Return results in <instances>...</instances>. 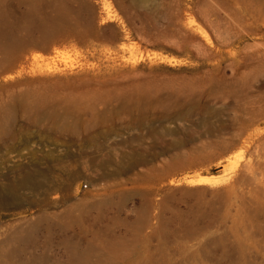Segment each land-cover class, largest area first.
Returning a JSON list of instances; mask_svg holds the SVG:
<instances>
[{
    "label": "rangeland",
    "instance_id": "1",
    "mask_svg": "<svg viewBox=\"0 0 264 264\" xmlns=\"http://www.w3.org/2000/svg\"><path fill=\"white\" fill-rule=\"evenodd\" d=\"M65 2L0 0V264H264V0Z\"/></svg>",
    "mask_w": 264,
    "mask_h": 264
},
{
    "label": "water",
    "instance_id": "2",
    "mask_svg": "<svg viewBox=\"0 0 264 264\" xmlns=\"http://www.w3.org/2000/svg\"><path fill=\"white\" fill-rule=\"evenodd\" d=\"M67 2L63 3V6H67L70 11L83 13L84 16L86 14L89 15L90 11L94 12V19L93 23L95 27L97 28L99 34H102L105 30V25H99L98 21L102 17L101 12V5L98 3V0H66ZM51 2L44 5L46 8H50ZM56 4L52 2V7H54Z\"/></svg>",
    "mask_w": 264,
    "mask_h": 264
},
{
    "label": "bare ground",
    "instance_id": "3",
    "mask_svg": "<svg viewBox=\"0 0 264 264\" xmlns=\"http://www.w3.org/2000/svg\"><path fill=\"white\" fill-rule=\"evenodd\" d=\"M105 18H106V17H105ZM105 18H102V20L104 21ZM106 20H107V19H106ZM239 159H240V158H239ZM239 159H238V160H239ZM237 165H238V163H235V164H234V166H237ZM237 167H238V166H237ZM235 168H236V167H235ZM232 169L234 170L233 166H232ZM236 169H237V168H236ZM198 179L201 180V178H198ZM202 179H203V178H202ZM228 179H229V178H228ZM195 180H196V179H195ZM205 180L207 181L208 179H205ZM191 181H192V180H191ZM203 181H204V180H203ZM206 181H205V182H206ZM227 181H228V180H227ZM198 182H199V180H198ZM220 184H221V183H220Z\"/></svg>",
    "mask_w": 264,
    "mask_h": 264
}]
</instances>
